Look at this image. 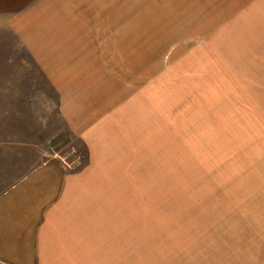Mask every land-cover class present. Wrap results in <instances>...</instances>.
Instances as JSON below:
<instances>
[{
	"label": "rangeland",
	"instance_id": "1",
	"mask_svg": "<svg viewBox=\"0 0 264 264\" xmlns=\"http://www.w3.org/2000/svg\"><path fill=\"white\" fill-rule=\"evenodd\" d=\"M84 2L83 89L0 44V161L92 180L173 264L264 259V0Z\"/></svg>",
	"mask_w": 264,
	"mask_h": 264
},
{
	"label": "crops",
	"instance_id": "2",
	"mask_svg": "<svg viewBox=\"0 0 264 264\" xmlns=\"http://www.w3.org/2000/svg\"><path fill=\"white\" fill-rule=\"evenodd\" d=\"M73 0H0V44L16 37L34 56L57 91L84 88L95 38L71 29L87 27L72 11ZM76 1V0H75ZM77 7V8H76ZM79 23V24H78ZM85 23V24H84ZM92 27L93 20L90 22ZM108 24V23H106ZM100 25V23H99ZM10 31L12 34H5ZM4 32V34H2ZM4 35V36H3ZM90 53L89 58L87 54ZM0 161V264H173L157 252L146 230L131 226L125 211L96 201L93 181L79 178L59 161L32 169L14 163L5 148ZM18 171L15 174V171ZM25 172L24 174L20 173ZM105 203V204H104ZM118 208V205H116ZM132 217V216H131ZM264 264V259L199 258L193 264Z\"/></svg>",
	"mask_w": 264,
	"mask_h": 264
}]
</instances>
